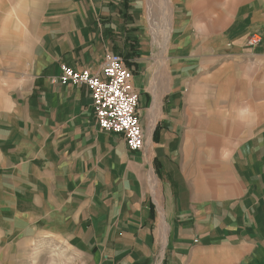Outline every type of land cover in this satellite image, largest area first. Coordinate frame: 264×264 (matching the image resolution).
<instances>
[{"label":"crops","instance_id":"crops-1","mask_svg":"<svg viewBox=\"0 0 264 264\" xmlns=\"http://www.w3.org/2000/svg\"><path fill=\"white\" fill-rule=\"evenodd\" d=\"M108 52L140 150L55 80ZM44 243L68 264H264V0H0V264Z\"/></svg>","mask_w":264,"mask_h":264},{"label":"built area","instance_id":"built-area-1","mask_svg":"<svg viewBox=\"0 0 264 264\" xmlns=\"http://www.w3.org/2000/svg\"><path fill=\"white\" fill-rule=\"evenodd\" d=\"M258 41V37L251 36L248 43L255 45ZM132 79L133 71L124 58L115 52H108L98 72L63 64L55 80L61 84L86 86L97 126L121 136L127 148L136 151L142 148L144 140L138 116L139 94L133 87Z\"/></svg>","mask_w":264,"mask_h":264},{"label":"rangeland","instance_id":"rangeland-1","mask_svg":"<svg viewBox=\"0 0 264 264\" xmlns=\"http://www.w3.org/2000/svg\"><path fill=\"white\" fill-rule=\"evenodd\" d=\"M17 251L19 252V250ZM29 252L33 257L39 258L42 264H47L51 262V260H55L56 264H68V258H66L68 257L67 254L61 250L58 245H48L44 243L40 246H31Z\"/></svg>","mask_w":264,"mask_h":264}]
</instances>
